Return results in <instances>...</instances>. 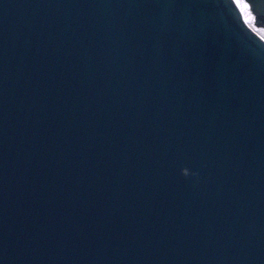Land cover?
Returning <instances> with one entry per match:
<instances>
[{
	"label": "water",
	"instance_id": "water-1",
	"mask_svg": "<svg viewBox=\"0 0 264 264\" xmlns=\"http://www.w3.org/2000/svg\"><path fill=\"white\" fill-rule=\"evenodd\" d=\"M0 264H264V40L233 0H0Z\"/></svg>",
	"mask_w": 264,
	"mask_h": 264
},
{
	"label": "bare ground",
	"instance_id": "bare-ground-1",
	"mask_svg": "<svg viewBox=\"0 0 264 264\" xmlns=\"http://www.w3.org/2000/svg\"><path fill=\"white\" fill-rule=\"evenodd\" d=\"M233 2L235 3V5L239 9V11L241 12V15H242V18H243L245 24L250 27V24L254 20L256 21V17H254V14L250 11L249 4L245 0H233Z\"/></svg>",
	"mask_w": 264,
	"mask_h": 264
},
{
	"label": "rangeland",
	"instance_id": "rangeland-1",
	"mask_svg": "<svg viewBox=\"0 0 264 264\" xmlns=\"http://www.w3.org/2000/svg\"><path fill=\"white\" fill-rule=\"evenodd\" d=\"M255 17V16H254ZM250 27L264 40V24L263 21H253Z\"/></svg>",
	"mask_w": 264,
	"mask_h": 264
},
{
	"label": "flooded vegetation",
	"instance_id": "flooded-vegetation-1",
	"mask_svg": "<svg viewBox=\"0 0 264 264\" xmlns=\"http://www.w3.org/2000/svg\"><path fill=\"white\" fill-rule=\"evenodd\" d=\"M256 20H257V21H259V20L261 21V19H260V18H258V19L256 18Z\"/></svg>",
	"mask_w": 264,
	"mask_h": 264
}]
</instances>
